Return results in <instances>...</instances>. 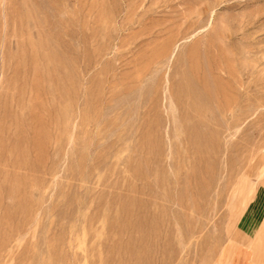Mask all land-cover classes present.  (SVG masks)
I'll list each match as a JSON object with an SVG mask.
<instances>
[{
	"label": "rangeland",
	"instance_id": "obj_1",
	"mask_svg": "<svg viewBox=\"0 0 264 264\" xmlns=\"http://www.w3.org/2000/svg\"><path fill=\"white\" fill-rule=\"evenodd\" d=\"M0 264H264V0H0Z\"/></svg>",
	"mask_w": 264,
	"mask_h": 264
},
{
	"label": "bare ground",
	"instance_id": "obj_2",
	"mask_svg": "<svg viewBox=\"0 0 264 264\" xmlns=\"http://www.w3.org/2000/svg\"><path fill=\"white\" fill-rule=\"evenodd\" d=\"M255 236V235H254ZM256 240H259V239H256ZM255 241V240H254ZM254 244H255V242H254ZM255 246V245H254Z\"/></svg>",
	"mask_w": 264,
	"mask_h": 264
}]
</instances>
